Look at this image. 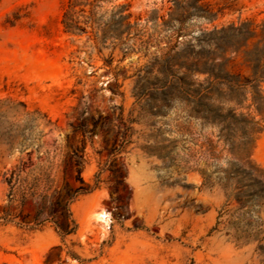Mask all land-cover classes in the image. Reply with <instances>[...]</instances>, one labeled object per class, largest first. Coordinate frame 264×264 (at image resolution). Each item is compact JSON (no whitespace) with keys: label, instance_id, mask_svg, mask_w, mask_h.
<instances>
[{"label":"rangeland","instance_id":"rangeland-1","mask_svg":"<svg viewBox=\"0 0 264 264\" xmlns=\"http://www.w3.org/2000/svg\"><path fill=\"white\" fill-rule=\"evenodd\" d=\"M0 264H264V0H0Z\"/></svg>","mask_w":264,"mask_h":264},{"label":"trees","instance_id":"trees-1","mask_svg":"<svg viewBox=\"0 0 264 264\" xmlns=\"http://www.w3.org/2000/svg\"><path fill=\"white\" fill-rule=\"evenodd\" d=\"M76 24H77V22H74L73 24H72V22L69 23L67 14L65 15L64 20L62 21V25H63L64 31L66 33H73L75 30H80V28H77ZM32 168H34L33 165L26 166V163H22L20 168L17 167L11 171V176L12 177L18 176V175H20L26 171H31ZM8 183L11 185L12 182L8 181ZM38 190H39V186H34V188L24 190L22 193V202H24L26 200L27 196H35L37 194ZM11 191H12V187H11ZM65 213H66V220H67L68 226L66 229L61 230V231L64 235H69L74 230L75 224L71 220V212H70L69 207H68V202L65 205ZM40 214H41V211L38 212V215H40ZM71 225H73V227H71Z\"/></svg>","mask_w":264,"mask_h":264},{"label":"bare ground","instance_id":"bare-ground-1","mask_svg":"<svg viewBox=\"0 0 264 264\" xmlns=\"http://www.w3.org/2000/svg\"><path fill=\"white\" fill-rule=\"evenodd\" d=\"M98 216L102 221L107 222L108 215L106 212H101L98 214Z\"/></svg>","mask_w":264,"mask_h":264}]
</instances>
